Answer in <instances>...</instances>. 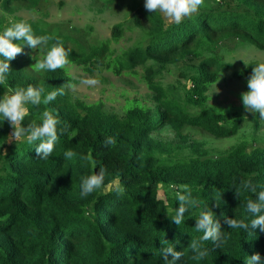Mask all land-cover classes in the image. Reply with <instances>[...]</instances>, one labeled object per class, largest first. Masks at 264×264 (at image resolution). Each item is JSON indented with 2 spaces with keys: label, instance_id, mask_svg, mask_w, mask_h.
<instances>
[{
  "label": "trees",
  "instance_id": "trees-1",
  "mask_svg": "<svg viewBox=\"0 0 264 264\" xmlns=\"http://www.w3.org/2000/svg\"><path fill=\"white\" fill-rule=\"evenodd\" d=\"M41 1L0 0V31L12 24L5 15L34 9ZM91 2L103 9L130 10L132 26L139 30L132 49L121 56L110 49L123 36L120 24L110 40L88 49L34 21L26 23L34 38L46 36L44 41L36 46L24 38L12 41L21 52L6 61L0 98L8 90L29 86L39 90L40 97L19 122L22 135L7 152L2 147L11 122L0 119V264H246L253 255L264 261V231L250 223L264 210L255 216L247 210L249 201L259 203V193L264 192V145L255 142L264 117L254 110L250 118L240 111L229 116L206 106L210 87L230 68L215 55L227 38H243L264 50V0H235L251 16L203 2L180 23L167 21L158 10H146L140 0ZM54 43L65 49V65L36 69ZM32 52L41 56L32 57ZM192 58L198 64L181 76L191 83L188 103L200 109L195 115L155 79L152 66L145 69L143 81L154 108L138 102L124 118L108 112L103 103L80 102L68 89L73 82L70 66L90 72L100 65L121 76L149 62L178 65ZM256 64L234 73L246 92ZM53 92L55 98L47 100ZM45 112L58 121V139L47 157L37 152L43 138L31 143L26 139ZM250 120L255 143L242 139L219 156L186 133L191 127L217 138H237ZM167 129L185 144L167 148L157 138ZM69 150L72 157L65 156ZM165 152L170 160L163 163ZM95 173L104 175L101 186L83 195L82 180ZM181 206L185 211L177 224L173 217ZM201 212L211 214L215 238L201 239ZM229 220L243 221L247 227L233 229ZM169 248L180 254L178 259ZM202 251L207 253L204 258Z\"/></svg>",
  "mask_w": 264,
  "mask_h": 264
},
{
  "label": "rangeland",
  "instance_id": "rangeland-1",
  "mask_svg": "<svg viewBox=\"0 0 264 264\" xmlns=\"http://www.w3.org/2000/svg\"><path fill=\"white\" fill-rule=\"evenodd\" d=\"M142 4L145 0H140ZM213 5L217 10L228 11L238 10L251 16L249 12L238 6L235 0H202ZM200 4V5H201ZM199 5V6H200ZM198 6V8H199ZM159 11V10H158ZM160 13V12H159ZM195 13V12H194ZM191 13V14H194ZM167 21H172L160 13ZM3 15L0 10V17ZM10 23L19 21H34L40 23L49 30H58V32L71 36L78 40L88 49L91 46H100L112 38V31L116 25H121L123 36L118 43L112 42L110 49L114 56H121L124 52L132 49L139 40V30L133 28V18L130 10L124 6L114 9H103L98 5L92 4L91 0H42L34 9H21L13 16L5 15ZM41 56L40 52H32V57ZM216 57L230 68L225 70L220 79L210 87L208 101L206 106L212 107L216 111L225 112L231 116L240 111L247 118L251 117L253 111L244 105L242 94L246 93V85L234 77V73H239L247 69L252 63L264 62V50L243 38H227L215 50ZM39 56V57H40ZM198 64V59H188L184 64L161 65L159 63H147L146 66H139L136 72H123L121 76L115 75L111 69L103 66H93L90 72L80 66H70L69 75L73 82L68 85V89L73 97L87 105L103 103L106 110L110 113L124 118L127 110L138 102L147 103L154 108L150 101V91L143 81L145 69L153 67L157 73L155 79L166 89L170 96L181 103L190 115L197 114L200 109L195 105L188 103L191 83L188 79L181 76L184 71H189L192 66ZM95 79L97 84L87 85L84 80ZM8 90L6 95L14 94ZM5 95V96H6ZM32 104L31 101L25 102V107ZM27 113V111H26ZM25 113V114H26ZM19 122L10 123L9 137L6 145L2 147L3 152H7L12 143L20 137L15 135L19 129ZM261 130L257 134L256 143L264 145V121L261 124ZM163 132L157 135V138L164 141L167 148L172 149L176 146H183L185 142L176 138L173 133ZM188 135L201 139L204 142V148L211 155L219 156L225 154L232 147L239 144L242 139L253 141V121L250 120L237 138H217L211 133H203L200 129L188 127ZM22 135V134H21ZM253 141V143H255ZM191 143L187 142V146ZM188 151V150H187ZM190 153L187 152L186 155ZM170 160L168 153H162V162Z\"/></svg>",
  "mask_w": 264,
  "mask_h": 264
},
{
  "label": "clouds",
  "instance_id": "clouds-1",
  "mask_svg": "<svg viewBox=\"0 0 264 264\" xmlns=\"http://www.w3.org/2000/svg\"><path fill=\"white\" fill-rule=\"evenodd\" d=\"M202 0H145L144 7L148 11L156 12L159 10L165 17L170 20L180 23L182 18L189 16L191 13L197 11L198 6ZM24 38L29 45L36 46L46 39V36H37L34 38L31 25L25 21H19L11 24L9 27L0 31V57L5 58L4 61H0V81L4 79V73L7 70L6 61H10L21 52V48L16 44L12 43L13 40H20ZM66 63V52L65 49L58 45L53 44L44 55L43 59L38 61L35 65L36 69L55 70L63 67ZM83 83L87 85L97 84L95 79L84 80ZM248 91L242 94V100L245 106L249 109L258 112L261 117H264V62L257 63L254 68L252 75L248 81ZM56 93H51L47 100L55 98ZM40 91L33 89L29 86L24 91H17L14 94L6 95L0 98V119H7L10 122L21 121L27 111L25 107L26 101H31L33 104L39 102ZM57 119L50 115L48 112L43 114V118L39 126L31 129L30 133L26 136L28 143L37 139L43 138V142L40 143L37 148V152H42L44 157L50 155L53 150L55 143L57 142ZM22 134L21 129H17L15 135L20 137ZM74 153L69 150L65 152V156L72 157ZM103 174H92L82 180V194L88 195L95 189L99 188L103 182ZM180 200L184 198L179 197ZM259 203H252L249 201L247 205L248 212L254 216L264 210V192L259 193ZM185 209L181 206L177 211L173 220L179 224L181 222ZM227 223L230 227L245 229L247 224L243 221L229 220ZM253 227L259 226L261 231H264V214L255 216L250 221ZM197 228L203 229L202 240H208L210 237L215 238L217 235V226L214 224L213 218L208 212L199 213L197 220ZM169 252L172 250L169 248ZM173 259L179 258V253L172 252ZM207 255L206 252H201L200 257L204 258ZM246 264H264L261 261L259 255H253L246 260Z\"/></svg>",
  "mask_w": 264,
  "mask_h": 264
}]
</instances>
